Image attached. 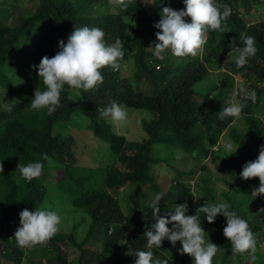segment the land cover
<instances>
[{
    "label": "trees",
    "instance_id": "1",
    "mask_svg": "<svg viewBox=\"0 0 264 264\" xmlns=\"http://www.w3.org/2000/svg\"><path fill=\"white\" fill-rule=\"evenodd\" d=\"M2 1L0 264H3V258L15 264H29V259H44L43 264H134L137 250L152 251L154 258L167 259L168 264H193L189 255L177 252V248L181 247L179 241L173 246L164 240L161 249L149 248L144 232L146 226L154 222L151 211L135 206V209L126 212L117 196V192L126 186H130L131 195L138 198H150L155 192L164 191L166 195L161 201L160 215L166 210L171 211L175 204H187V214L193 215L205 200H217L208 187H205L203 200L196 202L195 194L184 180L175 179V184L169 188L157 180L151 171L162 162L153 153V147L157 144L165 148L179 145L200 161L215 155L214 159H219L218 167L227 170L231 176L228 182L233 193L227 196L231 209L245 218L255 233L256 250L264 243V222H254L245 209L250 201L264 202V195L255 198L251 194L259 186V178L244 180L239 175L243 165L254 161L260 145H264V13L261 11L264 0H222L232 10L227 18L226 31H210L203 53L196 57L178 58L168 52L163 60L155 58L152 49L148 48L154 46L155 33L159 31L154 24L159 21L163 7L170 6L174 10L185 8L182 0H147L145 3L137 0V6L126 11H121L116 4L114 10H110L113 0H38V6L30 14L21 13L17 19L11 17V21L1 23L11 15L14 3L22 0ZM87 5L104 7V13H97L96 19L108 43H114L117 38L124 40L125 56L119 70L102 69L104 82L96 91L84 92L66 85L61 93V106L52 115L45 110H32L30 101L35 90L45 87L33 65H38L44 56H54L59 51L58 41L64 40L66 43L76 26L91 27L95 23L93 16L85 14ZM253 10L263 14L261 20L251 22L247 18ZM240 35L255 38L257 53L248 59L246 65L238 68L235 64V47L242 46ZM221 70H227L232 76L220 77ZM216 72L217 78L221 79L218 80L215 95L207 91L198 103L196 84L208 80ZM236 75L252 83L250 86L256 97L255 102L248 98L250 91L238 100L244 105L242 129L235 123L237 119H220L218 115L223 107L234 103L231 100L226 104L219 101L231 89ZM75 96L76 99L82 96L83 103L87 105L77 103ZM112 101L151 114V120L143 118L146 137L131 140L113 129L112 123L99 113ZM79 111L89 116L94 134L110 143L118 164L108 169L106 188H100L87 177H70L68 173L72 165L68 166L59 184L67 195L72 196V208L68 212L77 214L76 218L73 217L75 223L72 229L59 230L42 245L19 247L14 237L20 227L19 213L25 208L30 211L41 208L49 198V192L39 178L31 182L23 180L18 165L42 160L43 154H47L51 161L58 162L61 169V164L66 160L74 163L73 137L61 136L53 128L56 121L69 120ZM225 131L240 145L227 158L218 157L211 151V145ZM42 162L43 171L50 167L49 162ZM55 188L58 190L57 186ZM199 215L206 235L219 247L213 264H230L233 256L240 262L246 259L243 253L232 252L230 241L223 235L225 217L218 214L215 222L209 223L203 213ZM79 225H84L81 239L77 233ZM95 239L103 244L100 251L87 246ZM64 243L73 248L71 258V253L63 249ZM252 264H264V261L259 259Z\"/></svg>",
    "mask_w": 264,
    "mask_h": 264
},
{
    "label": "clouds",
    "instance_id": "2",
    "mask_svg": "<svg viewBox=\"0 0 264 264\" xmlns=\"http://www.w3.org/2000/svg\"><path fill=\"white\" fill-rule=\"evenodd\" d=\"M113 2L121 11L137 6V0H113ZM145 2L147 0H140V3ZM183 4L185 8L180 10H174L170 6L161 9L160 19L154 24V27L159 29L155 33L156 42L154 46L148 47L152 49V55L157 59L163 60L168 52L178 58L196 57L203 53L210 31L225 32L227 29V18L230 17L232 10L222 0H183ZM94 10H98L100 14L105 11L100 5L94 6ZM261 16L255 21L261 20ZM186 17L190 20H186ZM104 37L102 28L76 26L68 35L66 43L64 40L58 41L59 51L54 56L51 58L44 56L38 65H33L38 70L39 79L45 87L43 90H35L34 97L30 101L31 109L45 110L48 115H52L61 106V93L66 85L84 92L96 91L104 82L102 69L118 71L125 56L124 40L117 38L114 43H108ZM239 39L242 46L235 47L237 53L235 64L238 68L246 65L248 59L257 53L253 36L240 35ZM247 97L255 102L254 92L247 94ZM243 108L244 105L241 103H229L218 113L219 118L239 119ZM99 113L117 126H123L128 121L127 111L116 101L99 110ZM215 144L211 147V151L215 152L217 148ZM239 147L240 145L237 146L231 140L224 144V149L229 155L235 153ZM42 161L51 163L49 156L43 154L42 160L27 165L19 164L18 169L22 179L31 182L39 178L44 169ZM0 172H3L2 164H0ZM239 175L244 180L258 177L259 186L255 187L251 194L255 198L264 195V145H260L258 157L254 161H248L243 165ZM165 195L164 191H158L146 201L147 208L151 209V219L154 221L150 226H146L144 232L149 248L161 249L164 240H168L173 246L179 241L181 247L177 248V252L181 255H189L193 264H213L219 247L210 241L209 235H206L207 232L202 227L199 213H203V217L209 223H214L218 214L226 218L223 235L230 241L234 254L256 251L255 233L249 227L247 220L232 210L227 201L205 200L193 215L187 214V204H175L170 208L171 211L166 210L160 215L161 201ZM19 216L20 227L14 237L17 245L22 248H33L48 242L59 232L62 224V216L58 210L47 206L36 208L34 211L25 208ZM135 256L134 264H168L167 259L154 258L152 251L137 250Z\"/></svg>",
    "mask_w": 264,
    "mask_h": 264
},
{
    "label": "rangeland",
    "instance_id": "3",
    "mask_svg": "<svg viewBox=\"0 0 264 264\" xmlns=\"http://www.w3.org/2000/svg\"><path fill=\"white\" fill-rule=\"evenodd\" d=\"M2 3L3 1L0 0V6H2ZM38 4V0H22L21 2L14 3V6L11 8V15L6 21L2 20L1 23L11 21V17L17 19V17L21 13L23 15L30 14L36 9ZM111 5L113 9L111 8L110 10H114L115 3L113 1ZM94 6L90 7L89 5H87V12H85V14L93 16V21L95 20V23L92 26L99 27L96 19V15H98L97 13H99V11L94 10ZM180 8H177L176 10H180ZM261 11L262 13H264V6L262 7ZM262 13H260L259 10H253V12L248 14L247 18H250V20H256L258 19V17H260V15H263ZM217 73L218 72L211 74L208 80H203L196 84L195 88L198 92V95H196V100L198 103L203 100L202 97L206 94L207 91L215 95V91L217 90L216 87L219 84L218 80L221 79L220 77L223 78L227 75L232 76L227 70H221L219 72L220 77L218 78ZM250 83L251 82L247 81L243 76H234V81L231 84V89L226 91L219 102L223 104L228 103L229 100H231V102H238L239 98H241L244 93L250 91L251 93H253V89L250 86ZM75 101L82 105H87L83 103L82 96L81 99H76L75 96ZM122 107L125 108L128 113V121L123 126H117L115 123L111 122L108 119L112 123L113 129L121 134L126 135L128 139L142 140L144 137H146V132L143 129L142 125V119H151V114L147 113L143 109H135L127 106ZM241 118L242 117L235 120V123L242 129ZM53 129L55 133L60 134L61 136L73 137L74 143L72 146V152L76 157V161L74 163H72V160H66L65 162L63 161L64 163L61 164L63 169H61L60 165L57 164L58 162L52 160L50 163V167L43 171L42 175L39 177V181L46 185L49 192V198L45 200L41 207L47 206L49 208L52 207L53 209L58 210L59 214L62 216V224L60 226V230L66 231L72 229L75 223L73 217L76 218L77 216L75 212H68V210L72 208L70 202L72 196L67 195L59 184V182L65 176L66 169L69 168L70 165H72V168H69L68 173L70 177H74L76 175L81 176L83 179L87 177L90 180H94L100 188H106L105 177L107 176V171L108 169L117 165L118 162L116 154L110 147V143L107 140L97 137L94 134L91 128V120L84 111L77 112L69 120L56 121ZM229 140L236 144L227 131L215 144V146L217 147L215 148V154L217 151L218 157L220 156L227 158L230 156L229 153H227L224 149L225 142ZM208 144H210V142H208ZM213 145L214 144H212L211 147ZM153 153L160 159H162V162L151 169L152 174L155 175V177H157V180H160L162 184H166V188L174 185L175 179H181L190 185L193 193L195 194L196 202H200L203 200L205 187H208L217 199H222L228 202L227 196L233 193V190H231V186L228 182L231 179V176L227 172V170L223 171L218 167L219 159L215 160V155L200 161L195 159L189 153L185 152L179 145L176 144L167 148L163 147L162 144H157L153 147ZM191 171L192 173H190ZM56 186L58 187V190H56ZM131 190L132 189L130 188V186H126L123 188V190L121 189L120 192H117V196L122 208L126 212L131 208L132 210L135 209V206L146 208L151 211L150 208H147L146 204V201H148L151 197L148 198L149 196H143L142 198H138L137 196L131 195ZM224 193L226 194L224 195ZM131 198L133 199L131 200ZM245 209L248 213V217L251 218L254 222H264L263 201H259L256 203L250 201L245 206ZM88 223L89 219L86 220V224ZM82 227H84V225H79L77 230L79 239H81L84 235V233L81 232ZM87 246L100 251L103 247V244L102 242H100V240L95 239ZM63 249L64 251H68L71 253L69 256L70 258L73 256V248H70L67 244L64 243ZM243 255L246 258L244 261L240 262V260L233 256L232 258H230V264H252L254 261H257L259 259H262V261H264V243H261L259 248L254 253L245 252L243 253ZM1 261L3 264H15L12 261L4 258ZM27 262L29 264H43L44 259H29L27 260Z\"/></svg>",
    "mask_w": 264,
    "mask_h": 264
}]
</instances>
